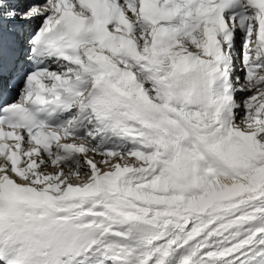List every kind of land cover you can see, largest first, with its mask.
Instances as JSON below:
<instances>
[{"label":"snow or ice","instance_id":"6c2138e0","mask_svg":"<svg viewBox=\"0 0 264 264\" xmlns=\"http://www.w3.org/2000/svg\"><path fill=\"white\" fill-rule=\"evenodd\" d=\"M0 264H264V0H0Z\"/></svg>","mask_w":264,"mask_h":264},{"label":"rangeland","instance_id":"374dc122","mask_svg":"<svg viewBox=\"0 0 264 264\" xmlns=\"http://www.w3.org/2000/svg\"><path fill=\"white\" fill-rule=\"evenodd\" d=\"M91 155V154H90ZM98 158V157H97Z\"/></svg>","mask_w":264,"mask_h":264}]
</instances>
